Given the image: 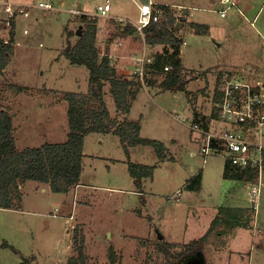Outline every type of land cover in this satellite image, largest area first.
Wrapping results in <instances>:
<instances>
[{
  "label": "rangeland",
  "instance_id": "rangeland-1",
  "mask_svg": "<svg viewBox=\"0 0 264 264\" xmlns=\"http://www.w3.org/2000/svg\"><path fill=\"white\" fill-rule=\"evenodd\" d=\"M2 1L6 4H0V38H8L13 30L14 53L0 73V103L12 117L19 149L66 141L67 101L63 94L88 90V69L68 62L63 54L66 40L75 43L85 29L84 20L69 9L87 11L85 20H95V44L100 54L108 53L119 76H139L138 59L143 55L152 59L164 47L144 43L136 30L123 31L127 25L134 27L139 14L136 3L149 0H108L111 11L105 17L91 13L105 0ZM150 1L169 6L175 16L169 29L186 42L180 45L179 54V74L187 79L185 89H164L159 84L164 74L144 72L129 112L125 114L116 107L109 83L104 87V100L117 122L126 118L139 121V136L160 141L166 157L160 159L151 144L130 145V161L155 166L153 175L137 183L129 174L120 138L112 132H89L84 136L81 185L77 190L74 185L67 192H52L45 183L27 181L21 185L23 199L16 209L0 207V242L7 241L19 251L0 248V264H18L20 254L33 256L30 264H66L75 252V227L84 238L87 264H108L111 246L120 264H184L185 260L179 261L182 246L204 234L219 206L252 204L248 201L247 180L223 176L222 154L211 153L204 161L199 135L177 116L194 120L191 110L195 109L211 118L217 85L230 73L254 85L261 83L264 0H238L243 14L231 8L225 16H220V9L226 7L221 0ZM38 2H54L57 9L39 8L35 6ZM194 23L207 24L208 32L192 30ZM151 77L159 82L150 83ZM197 171L201 172V186L192 191L184 184ZM260 189L259 220L264 218V183ZM222 215L218 213L213 231L202 244L208 264H225L222 253L228 250L233 227L220 224ZM238 235L231 246L246 251L243 262L264 264V246L255 248L262 234L254 235L252 248L247 231L241 229ZM199 252L191 256L198 257ZM211 252L215 255L209 258ZM238 258L234 260L237 264L241 263Z\"/></svg>",
  "mask_w": 264,
  "mask_h": 264
},
{
  "label": "trees",
  "instance_id": "trees-1",
  "mask_svg": "<svg viewBox=\"0 0 264 264\" xmlns=\"http://www.w3.org/2000/svg\"><path fill=\"white\" fill-rule=\"evenodd\" d=\"M166 14V20L151 23L145 27V42L149 44H163L161 52L152 56L146 63L145 73L150 75H163L162 81L150 78V83L159 82L164 89H185L187 79L180 77V38L174 36L169 26L174 25L175 16L168 5L158 4ZM15 12H12L14 15ZM84 20L85 29L79 35L75 43L66 40L63 54L68 62L84 65L88 69V90L86 93L74 91L65 92L63 98L67 101L68 132L66 141L44 142L34 147L18 149L13 136V122L8 110L0 103V207L16 209L22 201L21 185L27 181L45 183L52 192H67L72 186L80 182L83 161L84 136L89 132L108 133L112 132L120 138L125 156L128 159V171L137 183L142 177L153 175L154 165L140 164L130 161L128 147L136 144H151L160 159H164V145L151 138L139 136L140 123L136 120L126 118L117 122L110 116L106 101L104 100V87L109 83V91L119 111L127 113L134 100L136 91L142 86L138 75L131 78L119 76L114 63L111 62L108 53L100 54L95 39L97 26L95 20L86 19V15L79 14ZM93 19H96L94 17ZM169 25V26H168ZM135 27L125 26V33H133ZM192 30L196 32H208L207 24H193ZM71 32V31H70ZM68 33V36L70 34ZM14 32L11 30L8 38H0V73L6 68L14 53ZM165 65L171 68L164 70ZM142 74V80L144 77ZM144 81V80H143ZM22 89V86H17ZM217 101L218 97L214 96ZM212 112V116H213ZM225 178L235 180H250L252 174L247 171H236L225 162L223 168ZM201 183V172L187 179L185 187L199 190ZM216 218V217H215ZM215 218L204 234L183 245L179 252L180 259L191 256L192 253L202 250L204 239L213 231ZM74 254L68 257L66 264H87V255L84 250V238L75 227L73 229ZM0 248H9L18 253L7 241L0 242ZM108 264H120L113 247L108 248ZM195 251V252H194ZM21 260L18 264H30L34 257L20 254ZM178 261V262H179ZM182 261V260H181ZM177 262V263H178Z\"/></svg>",
  "mask_w": 264,
  "mask_h": 264
},
{
  "label": "built area",
  "instance_id": "built-area-1",
  "mask_svg": "<svg viewBox=\"0 0 264 264\" xmlns=\"http://www.w3.org/2000/svg\"><path fill=\"white\" fill-rule=\"evenodd\" d=\"M221 3L226 7L220 10V15H225L230 8L238 7L237 0H221ZM0 4L6 2L0 0ZM136 4L139 8L138 18L131 24L145 43V27L161 19L166 20V14L162 7L154 5L150 0ZM35 6L46 10L57 9L50 2H38ZM109 10V2L105 0L97 4L91 13L105 17L109 15ZM69 11L83 15L88 13L75 9ZM118 20L123 21L121 18ZM174 36L180 38L181 45L186 44L182 37L176 34ZM138 60L141 62L139 76L142 80L144 64L151 59L143 55ZM170 68L171 65L164 66V70ZM260 81V84L254 85L245 78L230 73L217 85L218 100L214 103V115L211 113V118L187 121L185 115L182 118L177 116L180 121L185 122L191 132L201 137L200 152L204 157L211 153L222 154L230 168L239 172L247 170L252 174V179L247 180L249 183L247 190L250 202L255 208L260 188L264 183V79Z\"/></svg>",
  "mask_w": 264,
  "mask_h": 264
},
{
  "label": "crops",
  "instance_id": "crops-1",
  "mask_svg": "<svg viewBox=\"0 0 264 264\" xmlns=\"http://www.w3.org/2000/svg\"><path fill=\"white\" fill-rule=\"evenodd\" d=\"M52 3H54V2H52ZM237 3H238V0H237ZM179 6H181V5L180 4L177 5V7H179ZM235 8L237 9L238 12H240V13L243 14V11L239 7V5H238V7H235ZM235 8H233V9H235ZM110 11H111V7H110L109 12ZM182 13L183 14L186 13L185 9L182 10ZM220 16H225V15H220ZM255 19H256V16H254V18L251 20V24H253V22H254ZM123 67L125 68L126 65H124ZM191 112H192V116L194 118H197L198 117L199 119H201V118H205L206 119V117L204 116V114H206V113L203 114L202 111H196L195 109H192ZM200 141H201V137L199 136V138H198L199 147H200ZM16 145H17V140H16ZM26 147H28V146H26ZM191 154L193 156H196V154L194 153V151H191ZM205 158L206 157L203 158L204 161H205ZM197 173H198V171H197ZM197 173H195V174H197ZM201 179H202V177H201ZM186 181H187V179H186ZM80 185H81L80 182L78 184H76V186H77L76 190L78 189V187ZM200 186H201V183H200ZM47 188H49L48 185H47ZM45 189L46 188H43L44 191H45ZM247 189H248V186H247ZM196 191H198V190H196ZM22 194H23V191H22ZM247 195H248V201H249L250 200V196H249L248 190H247ZM251 205L250 204L249 205H246V206L245 205H243V206L242 205L241 206H230V205L229 206H225V205H222V206H219L216 209V214L214 215L215 217L218 216V213L219 214L220 213H223V215L221 217V220H219L220 224L226 223L227 226L228 225H231L233 227V230L231 231V234H230V236H229V238L227 240L228 250H225L222 253L223 261L225 262V264H237V263L234 262V260L235 259H239L238 258L239 256H240L241 263H238V264H245L243 262V260H245L246 251H239L236 248L233 249V247L231 246L232 244H234L239 239L238 233L241 231V229H244L245 231H247L249 233L250 241H252V245H250V243H249L250 248L253 247L254 235L256 237L257 234H262V239H261V243L260 244L259 243H255V248H260L261 246H264V227L263 226H260V223L262 224V221L261 220H263V224H264V218L259 220L258 214H260V213L257 214V211L260 210V209H258L257 206L255 208L254 206H251ZM260 206H258V207L260 208ZM216 222H217V220H216ZM207 239H205V242H207ZM200 253H201V257L203 259L204 264H208V262H206L207 261V258H205L202 250H201ZM214 255H215V253L214 252H211V254L209 255V258L210 257H213ZM209 262H210V260H209ZM209 264H214V262L211 261V263H209Z\"/></svg>",
  "mask_w": 264,
  "mask_h": 264
},
{
  "label": "water",
  "instance_id": "water-1",
  "mask_svg": "<svg viewBox=\"0 0 264 264\" xmlns=\"http://www.w3.org/2000/svg\"><path fill=\"white\" fill-rule=\"evenodd\" d=\"M186 10V9H185ZM78 34H80V31H77ZM197 256H187L186 258L182 259V261H186L184 264H204L203 259L201 257V253H197ZM181 261V262H182Z\"/></svg>",
  "mask_w": 264,
  "mask_h": 264
},
{
  "label": "clouds",
  "instance_id": "clouds-1",
  "mask_svg": "<svg viewBox=\"0 0 264 264\" xmlns=\"http://www.w3.org/2000/svg\"><path fill=\"white\" fill-rule=\"evenodd\" d=\"M145 11H147V9H145Z\"/></svg>",
  "mask_w": 264,
  "mask_h": 264
}]
</instances>
